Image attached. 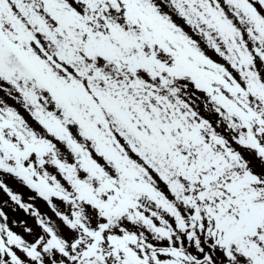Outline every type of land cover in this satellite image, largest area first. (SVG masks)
<instances>
[{
  "label": "snow or ice",
  "instance_id": "snow-or-ice-1",
  "mask_svg": "<svg viewBox=\"0 0 264 264\" xmlns=\"http://www.w3.org/2000/svg\"><path fill=\"white\" fill-rule=\"evenodd\" d=\"M0 192V264H264V0H0Z\"/></svg>",
  "mask_w": 264,
  "mask_h": 264
},
{
  "label": "rangeland",
  "instance_id": "rangeland-1",
  "mask_svg": "<svg viewBox=\"0 0 264 264\" xmlns=\"http://www.w3.org/2000/svg\"><path fill=\"white\" fill-rule=\"evenodd\" d=\"M210 55H211V53H210ZM213 58H215V57H213ZM9 184H11V187H14L15 188V182L9 181ZM15 190H16V188H15ZM16 191H19V190H16ZM19 192H22V191H19ZM23 193H24L25 199H27V197L29 195L26 194V192H23ZM6 200H7L6 198L0 196V202L6 201ZM5 211H7L8 214L10 215V217H12V218H16V219H23V218H25L24 217V214L22 212L13 213L12 210H11V208L5 209Z\"/></svg>",
  "mask_w": 264,
  "mask_h": 264
},
{
  "label": "flooded vegetation",
  "instance_id": "flooded-vegetation-1",
  "mask_svg": "<svg viewBox=\"0 0 264 264\" xmlns=\"http://www.w3.org/2000/svg\"><path fill=\"white\" fill-rule=\"evenodd\" d=\"M15 188L19 191H22V192H26V194L30 195V193L27 192V190L25 189H22V188H18L16 185H15ZM0 196L6 198L8 200V197L6 195H4L2 192H0Z\"/></svg>",
  "mask_w": 264,
  "mask_h": 264
}]
</instances>
